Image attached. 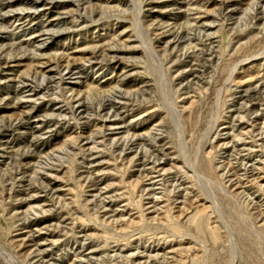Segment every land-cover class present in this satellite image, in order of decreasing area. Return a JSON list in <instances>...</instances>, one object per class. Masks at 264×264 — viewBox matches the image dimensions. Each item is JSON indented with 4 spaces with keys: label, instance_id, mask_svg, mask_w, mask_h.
I'll return each mask as SVG.
<instances>
[{
    "label": "rangeland",
    "instance_id": "rangeland-1",
    "mask_svg": "<svg viewBox=\"0 0 264 264\" xmlns=\"http://www.w3.org/2000/svg\"><path fill=\"white\" fill-rule=\"evenodd\" d=\"M3 1L7 253L264 264V0Z\"/></svg>",
    "mask_w": 264,
    "mask_h": 264
},
{
    "label": "bare ground",
    "instance_id": "bare-ground-1",
    "mask_svg": "<svg viewBox=\"0 0 264 264\" xmlns=\"http://www.w3.org/2000/svg\"><path fill=\"white\" fill-rule=\"evenodd\" d=\"M13 1V0H12ZM50 1V0H49ZM5 1H3V2H0V6L1 7H4L5 6V3H4ZM54 2V0H52V1H50V2H46L45 0H35V2L33 3L34 5H36V7H39V6H43V7H46V6H51V4ZM189 3V2H188ZM20 4V3H19ZM195 4V3H194ZM224 4V3H223ZM227 4V3H226ZM15 5V4H14ZM13 6V5H12ZM48 6V7H49ZM31 7V6H30ZM189 7H191V6H189ZM7 8V7H6ZM41 8V7H40ZM32 9V8H31ZM43 9V8H42ZM1 11V10H0ZM4 11V10H3ZM26 11V10H25ZM32 11V10H31ZM45 11V10H44ZM193 12V11H192ZM259 12V11H258ZM232 13V12H231ZM3 14V13H2ZM2 17V16H1ZM18 17V16H17ZM25 18H31V16H25ZM22 19H24V18H22ZM22 19L20 20L19 19V21H22ZM20 23V22H19ZM25 23V22H24ZM23 23V24H24ZM26 25V24H25ZM22 27H24V25L22 26ZM25 29V28H24ZM45 29V28H44ZM54 36V35H53ZM180 36V35H179ZM36 38H38V39H40V41H43V40H45V39H48V38H53L52 37V35L51 34H48V33H42V34H40L38 37H36ZM178 38V37H177ZM181 40V39H180ZM19 47V46H18ZM41 46H38L37 47V50H39L40 52H41ZM19 50V49H18ZM39 51H37V52H39ZM110 51H114V49L112 50V49H110ZM21 52V51H20ZM112 53V52H111ZM1 54V53H0ZM4 54V53H3ZM28 54V53H27ZM2 55V54H1ZM0 55V56H1ZM24 55V54H23ZM27 56V55H26ZM107 57V56H106ZM8 58V57H7ZM17 58H20V57H17ZM24 58V57H23ZM37 58V60L39 59L38 58V56L36 57ZM41 58V57H40ZM4 59V58H3ZM10 60H12V59H10ZM99 60V59H98ZM18 61V60H17ZM20 61V60H19ZM66 61V60H65ZM4 62V61H3ZM68 62V61H67ZM62 65V64H61ZM40 66V65H39ZM62 68V67H61ZM70 68L71 67H69V66H67L65 69H66V71H68L69 73L68 74H70L71 73V71H70ZM76 68V67H75ZM52 71V70H51ZM64 74V73H63ZM62 74V75H63ZM53 78V77H52ZM64 79V78H63ZM47 80V79H46ZM50 80V79H49ZM52 80V79H51ZM51 80L48 82V83H51ZM47 82V81H46ZM46 84V83H45ZM25 85V84H24ZM28 86V85H27ZM43 86V85H42ZM49 86V85H48ZM47 86V87H48ZM41 87V86H40ZM25 88V87H24ZM43 88V87H42ZM35 89H37V88H35ZM50 89V88H49ZM38 90V89H37ZM44 90V89H43ZM32 93V92H31ZM30 95V94H29ZM257 96V95H256ZM80 97V96H79ZM33 99V98H32ZM77 98H75V100H76ZM84 102V101H83ZM111 102V101H110ZM28 103V102H27ZM109 103V102H108ZM71 104V103H70ZM77 104V103H76ZM114 105V104H113ZM112 106V105H111ZM91 108V107H90ZM112 108V107H111ZM115 108H113V110H114ZM116 112V111H115ZM118 115V114H117ZM107 116H109V115H107ZM112 116H114V115H112ZM119 116V115H118ZM117 117V116H116ZM109 118V117H108ZM111 118V117H110ZM113 118V117H112ZM111 118V119H112ZM116 119V118H115ZM116 121V120H115ZM111 124V123H110ZM126 127V126H125ZM109 128V127H108ZM130 128V127H129ZM253 128V127H252ZM38 129V128H37ZM109 129H111V128H109ZM255 130V129H254ZM253 131V130H252ZM252 131H251V133H252ZM256 131V130H255ZM263 131V130H262ZM255 133H257V132H255ZM155 135V134H154ZM254 135V134H253ZM157 136V135H156ZM257 136V135H256ZM155 137V136H154ZM254 139V138H253ZM261 139H262V137H261ZM263 140V139H262ZM122 141V140H121ZM241 141V140H240ZM256 141V140H255ZM258 141V140H257ZM264 141V140H263ZM262 142V141H261ZM135 143V142H134ZM143 143V142H142ZM158 143V142H157ZM145 144V143H144ZM155 144V143H154ZM253 144V143H252ZM251 144V145H252ZM256 144V143H255ZM95 145V144H94ZM93 145V146H94ZM143 145V144H142ZM245 145V144H244ZM250 145V146H251ZM93 146H92V148H93ZM98 146V145H97ZM146 146V145H145ZM149 146V145H148ZM234 146H236V145H234ZM99 147V146H98ZM121 147V146H120ZM140 147V146H139ZM144 147V146H143ZM259 147V146H258ZM119 148V147H118ZM238 148V147H237ZM147 149H148V147H147ZM94 150V149H93ZM238 150V149H237ZM242 150V149H241ZM146 151V150H145ZM123 152V151H122ZM151 152V151H150ZM237 152V151H236ZM242 152V151H241ZM245 152V151H244ZM91 153V152H90ZM149 153V152H148ZM249 153V152H248ZM253 155V157H254V154H252ZM95 156V155H94ZM237 157V156H236ZM239 157V156H238ZM243 157V156H242ZM95 158V157H94ZM248 158V157H247ZM252 158V157H251ZM242 159V158H241ZM249 159V158H248ZM91 160H93V159H91ZM235 160H236V158H235ZM244 160V159H243ZM247 160V159H246ZM253 161V160H252ZM135 162H137V161H135ZM140 162V161H139ZM92 163V162H91ZM99 163V162H98ZM239 163V162H238ZM247 163V162H246ZM249 164V163H248ZM247 164V165H248ZM142 165V164H141ZM156 165V164H155ZM159 165V164H158ZM241 165V164H240ZM237 166V165H236ZM243 167V166H242ZM145 168V167H144ZM153 168V167H152ZM155 168V167H154ZM234 168V167H233ZM239 168V167H238ZM53 170V169H52ZM148 170V169H147ZM150 170V169H149ZM238 170H240V169H238ZM146 170H144V172H145ZM235 171V170H234ZM149 172V171H148ZM232 172V171H231ZM235 172H237V171H235ZM240 172V171H239ZM51 173V172H50ZM161 173V172H160ZM233 173V172H232ZM240 174V173H239ZM244 174V173H243ZM48 175V174H47ZM237 176V175H236ZM249 176V175H248ZM176 177V176H175ZM239 177V176H238ZM238 177H237V179H238ZM235 178V177H234ZM179 179V178H178ZM177 180V179H176ZM242 180V179H241ZM252 180V179H251ZM175 181V180H174ZM238 182H239V180H237ZM148 182V181H147ZM150 183V182H149ZM177 183V182H176ZM179 183V182H178ZM185 183V182H184ZM244 183V182H243ZM96 184V183H95ZM154 184V183H153ZM152 184V185H153ZM155 185V184H154ZM178 185V184H177ZM183 185V184H182ZM239 185V184H238ZM245 185V184H244ZM181 186V185H180ZM94 187V186H93ZM242 187V186H241ZM149 188H151V187H149ZM180 188V187H179ZM182 188V187H181ZM52 189H54V188H52ZM149 190V189H148ZM151 190V189H150ZM154 191V190H153ZM101 192V191H100ZM150 194H151V192H150ZM146 196H147V194H145ZM103 196V195H102ZM150 198V197H149ZM36 200V199H35ZM105 200H107V199H105ZM201 200V199H200ZM104 202V201H103ZM200 203V202H199ZM105 204V203H104ZM151 204V203H150ZM156 204V203H155ZM206 204V203H205ZM101 205V204H100ZM102 207V206H101ZM154 207V206H153ZM155 208V207H154ZM154 208H152V210L154 209ZM157 208V207H156ZM159 209V208H158ZM109 210V209H108ZM155 210V209H154ZM150 211V210H149ZM157 211V210H156ZM106 215V214H105ZM44 228H45V226H44ZM37 243V242H36ZM43 244H36L35 246H36V248H38L39 249V247H41ZM82 245H83V243H82ZM84 246V245H83ZM84 248V247H83ZM110 248V247H109ZM108 248V249H109ZM36 250V252H35V256H33L34 258H32L33 260H42L43 259V255H44V253L46 252V250ZM111 249V248H110ZM119 249V248H118ZM147 249V248H146ZM96 250V249H95ZM94 250V251H95ZM102 250V249H101ZM34 251V250H33ZM97 252V251H96ZM91 253V252H90ZM46 255V254H45ZM80 255V254H79ZM83 255V254H82ZM135 255V254H134ZM133 255V256H134ZM14 256V255H13ZM12 255H10L9 253H7V251L5 250V248L3 247V246H1L0 245V259H2L6 264H19L15 259H14V257H13ZM80 257V256H79ZM116 257V256H115ZM135 257V256H134ZM110 258V257H109ZM151 258V257H150ZM149 258V259H150ZM87 259V258H86ZM89 259V258H88ZM46 260V259H45ZM91 260V259H90ZM85 261V260H84ZM29 262V261H28ZM31 262V261H30ZM40 262V261H39ZM135 262V261H134ZM158 262V261H157ZM87 263H88V260H87ZM90 263H91V261H90ZM93 263V262H92ZM114 263V262H113ZM149 263V262H148ZM31 264V263H30ZM37 264V263H36ZM40 264H42L41 262H40ZM78 264V263H77ZM105 264V263H104Z\"/></svg>",
    "mask_w": 264,
    "mask_h": 264
}]
</instances>
